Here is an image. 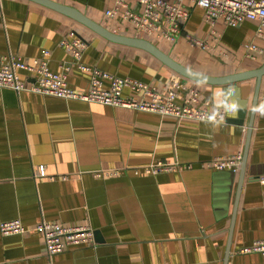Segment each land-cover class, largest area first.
<instances>
[{
    "label": "crops",
    "instance_id": "1",
    "mask_svg": "<svg viewBox=\"0 0 264 264\" xmlns=\"http://www.w3.org/2000/svg\"><path fill=\"white\" fill-rule=\"evenodd\" d=\"M78 10L118 32L105 12L115 0H51ZM75 33L87 44L82 62L119 78L164 91L179 78L215 107V93L234 89L241 107L211 123L115 108L0 88V224L20 220L27 232L3 236L0 264H264L243 248L264 240V116L254 114L241 190L237 172L204 165L244 155L256 79L213 86L186 79L149 53L99 36L74 19L31 0H0V55L30 63L50 52V70L68 72L69 86L87 92L91 76L74 65L60 42ZM185 32L206 39L204 11L191 7ZM209 51L149 38L161 51L197 73L224 77L264 65V28L245 20L237 27L219 21ZM144 39V38H143ZM255 46L257 50H250ZM22 79L29 76L21 72ZM105 88L109 87L105 82ZM264 93V76L260 99ZM126 97L140 98L130 90ZM178 163L190 169L136 175L151 164ZM40 166L46 177L36 176ZM114 173L113 176H97ZM42 222L90 227L95 245L77 246L49 257L34 228ZM229 250V255H228Z\"/></svg>",
    "mask_w": 264,
    "mask_h": 264
},
{
    "label": "built area",
    "instance_id": "2",
    "mask_svg": "<svg viewBox=\"0 0 264 264\" xmlns=\"http://www.w3.org/2000/svg\"><path fill=\"white\" fill-rule=\"evenodd\" d=\"M193 6L204 11L205 22L210 27L209 36L204 40L185 32V25L189 21ZM105 18L118 32L125 27L138 38L169 43H175L183 38L190 48L209 51L213 49L210 40L215 38V26L219 21L227 27H237L245 20L252 21L259 24V32L262 33L264 0H115L113 7L105 12ZM60 46L71 54L74 65L79 70L90 74L91 81L87 92H76L69 86L68 72L71 66H63L62 72L58 73L50 70V52L47 50H43L41 56L30 63L12 54L0 55V88L10 89L18 94L29 92L205 123H210L207 117L217 111L210 101L202 98L200 91L189 87L179 78L170 80L164 91H158L143 82L119 78L85 65L82 60L87 44L73 32L60 42ZM249 49L257 50L255 46H250ZM21 72H25L29 77L22 79ZM105 82H108V88L104 87ZM125 90H130L141 97L139 99L126 97L123 95ZM260 102L264 103V93ZM225 120L226 114L224 122ZM242 161L243 155L239 153L231 157L214 159L204 167L218 172H237ZM190 168L189 165L157 162L142 170H135V174L159 175ZM102 175L115 174L104 173L97 176ZM36 176L46 177L45 168L42 166L37 168ZM258 183L264 186V175L258 178ZM34 231L42 236L49 257L62 254L73 247L95 245L94 230L90 227H64L53 222H42ZM0 232L3 236H13L23 235L27 230L20 220H13L1 223ZM240 252L257 253L264 257V240L257 241Z\"/></svg>",
    "mask_w": 264,
    "mask_h": 264
},
{
    "label": "water",
    "instance_id": "3",
    "mask_svg": "<svg viewBox=\"0 0 264 264\" xmlns=\"http://www.w3.org/2000/svg\"><path fill=\"white\" fill-rule=\"evenodd\" d=\"M35 3H38L40 5H43L45 7H48L52 10H55L61 14H64L78 23L86 26L99 36L105 38L106 40L124 45V46H129L133 48H137L140 50H143L153 57H155L158 61H160L162 64L167 66L169 69L177 73L178 75L189 79L194 82L198 83H203V84H208V85H213V86H223V85H230V84H236L240 82H244L247 80L251 79H256V89H255V94H254V99H253V104H252V109L258 105L259 101V95H260V85L262 82V78L264 76V65L256 70H250L242 73H237V74H232L224 77H211L207 75H203L200 73H197L195 71H192L182 64L178 63L174 59H172L169 55L161 51L157 46H155L153 43H151L148 40L142 39V38H134V37H127V36H122L115 34L102 25L94 22L90 18H88L85 14L79 12L78 10L58 4L56 2H53L51 0H31ZM254 112H251V120L249 123V134L247 138V144H246V149L245 153L243 155V161L240 169V178H239V185H238V193H237V200H238V195L239 191L241 190L244 179H245V171H246V164H247V153H248V147H249V140H250V134H251V129L253 125V119H254ZM228 255H229V250H228Z\"/></svg>",
    "mask_w": 264,
    "mask_h": 264
},
{
    "label": "clouds",
    "instance_id": "4",
    "mask_svg": "<svg viewBox=\"0 0 264 264\" xmlns=\"http://www.w3.org/2000/svg\"><path fill=\"white\" fill-rule=\"evenodd\" d=\"M233 95L234 89L232 88L220 90L215 93L214 99L217 111H214L207 117V121L212 123L214 127H218L224 123L225 114L235 113L241 107V105L233 99ZM252 111L264 116V103L258 104Z\"/></svg>",
    "mask_w": 264,
    "mask_h": 264
}]
</instances>
